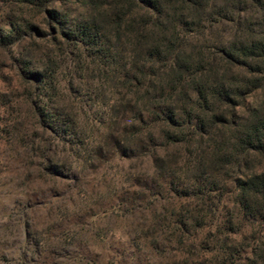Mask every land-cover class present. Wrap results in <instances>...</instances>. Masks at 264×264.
I'll return each mask as SVG.
<instances>
[{
	"label": "trees",
	"instance_id": "1",
	"mask_svg": "<svg viewBox=\"0 0 264 264\" xmlns=\"http://www.w3.org/2000/svg\"><path fill=\"white\" fill-rule=\"evenodd\" d=\"M12 164L60 221L140 191L170 264H264V0H0Z\"/></svg>",
	"mask_w": 264,
	"mask_h": 264
},
{
	"label": "rangeland",
	"instance_id": "2",
	"mask_svg": "<svg viewBox=\"0 0 264 264\" xmlns=\"http://www.w3.org/2000/svg\"><path fill=\"white\" fill-rule=\"evenodd\" d=\"M10 168L14 171L0 178V264H170L168 243L160 237L153 242L150 215L142 211L145 194L128 190L119 196L121 212L111 214L118 199L108 198L100 188L86 204L77 201L78 208L89 204L99 212L94 222L76 206L69 207L68 218L60 221L55 215L67 201L59 200L52 208L45 206L48 185L30 184L35 192L26 194L24 176L15 173L13 164ZM35 176L32 173L33 182ZM93 181L94 177L87 175L82 183L89 193ZM147 233L150 238L145 239ZM41 236L45 241L38 248Z\"/></svg>",
	"mask_w": 264,
	"mask_h": 264
}]
</instances>
